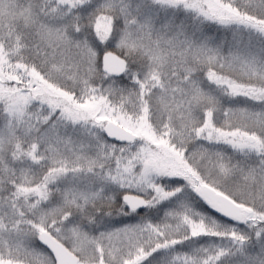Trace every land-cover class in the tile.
<instances>
[{"label":"snow or ice","instance_id":"6c2138e0","mask_svg":"<svg viewBox=\"0 0 264 264\" xmlns=\"http://www.w3.org/2000/svg\"><path fill=\"white\" fill-rule=\"evenodd\" d=\"M0 264H264V0H0Z\"/></svg>","mask_w":264,"mask_h":264}]
</instances>
